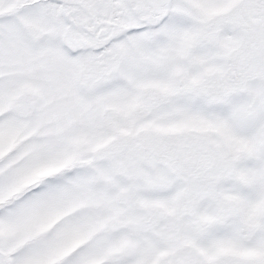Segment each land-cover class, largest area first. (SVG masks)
<instances>
[{"label":"snow or ice","instance_id":"snow-or-ice-1","mask_svg":"<svg viewBox=\"0 0 264 264\" xmlns=\"http://www.w3.org/2000/svg\"><path fill=\"white\" fill-rule=\"evenodd\" d=\"M0 264H264V0H0Z\"/></svg>","mask_w":264,"mask_h":264}]
</instances>
